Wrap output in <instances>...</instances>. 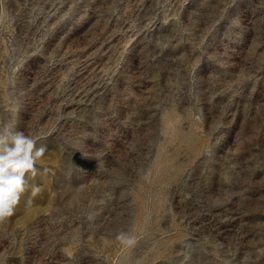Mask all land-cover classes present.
<instances>
[{
    "label": "rangeland",
    "instance_id": "1",
    "mask_svg": "<svg viewBox=\"0 0 264 264\" xmlns=\"http://www.w3.org/2000/svg\"><path fill=\"white\" fill-rule=\"evenodd\" d=\"M4 122L0 264H264V0H0Z\"/></svg>",
    "mask_w": 264,
    "mask_h": 264
},
{
    "label": "clouds",
    "instance_id": "2",
    "mask_svg": "<svg viewBox=\"0 0 264 264\" xmlns=\"http://www.w3.org/2000/svg\"><path fill=\"white\" fill-rule=\"evenodd\" d=\"M45 151L44 146L37 147V140L20 130L15 122L0 124V224L15 214L21 196L29 188L33 194L39 191L30 180L38 174L37 162ZM116 239L128 247L137 243L134 236L125 232H120Z\"/></svg>",
    "mask_w": 264,
    "mask_h": 264
}]
</instances>
